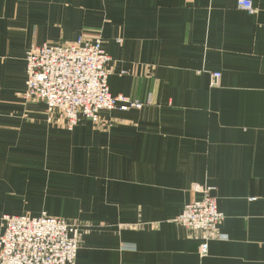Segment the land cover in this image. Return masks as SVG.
Segmentation results:
<instances>
[{
    "label": "crops",
    "instance_id": "1",
    "mask_svg": "<svg viewBox=\"0 0 264 264\" xmlns=\"http://www.w3.org/2000/svg\"><path fill=\"white\" fill-rule=\"evenodd\" d=\"M237 1L0 0V218L79 223L75 264H264V0ZM96 35L142 107L48 122L27 50ZM194 187L224 214L204 256L176 220Z\"/></svg>",
    "mask_w": 264,
    "mask_h": 264
},
{
    "label": "built area",
    "instance_id": "2",
    "mask_svg": "<svg viewBox=\"0 0 264 264\" xmlns=\"http://www.w3.org/2000/svg\"><path fill=\"white\" fill-rule=\"evenodd\" d=\"M237 6L253 12L250 0H238ZM100 35L92 39L79 36L75 41L32 45L26 52L27 100L45 103L47 121L55 116L72 129L81 118L102 121L100 113L116 107L141 108L142 103L125 96H113L108 87L110 56ZM212 86L220 73L210 76ZM199 197L187 203L177 222L200 233L201 256L208 241L220 238L218 225L224 214L218 209L211 187H194ZM0 233V264H75L80 243V224L43 212L39 216L3 215Z\"/></svg>",
    "mask_w": 264,
    "mask_h": 264
},
{
    "label": "rangeland",
    "instance_id": "3",
    "mask_svg": "<svg viewBox=\"0 0 264 264\" xmlns=\"http://www.w3.org/2000/svg\"><path fill=\"white\" fill-rule=\"evenodd\" d=\"M106 111V110H105ZM66 128H68V127H66ZM69 129V128H68Z\"/></svg>",
    "mask_w": 264,
    "mask_h": 264
}]
</instances>
